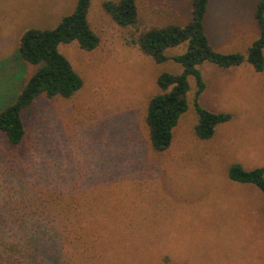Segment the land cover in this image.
Segmentation results:
<instances>
[{"label": "rangeland", "instance_id": "1", "mask_svg": "<svg viewBox=\"0 0 264 264\" xmlns=\"http://www.w3.org/2000/svg\"><path fill=\"white\" fill-rule=\"evenodd\" d=\"M105 1L118 0H92L89 8L95 49L58 46L82 87L70 98L39 96L22 114L20 146L0 132V231H16L22 264H264V194L228 176L233 164L264 169V69L199 64L204 89L196 98L188 78V109L170 146L155 152L146 108L160 74H181L172 57L187 44L155 63L105 13ZM259 2L208 0L203 25L213 50L247 55L259 36ZM75 4L0 0V110L33 72L19 55L22 34L56 27ZM137 7L140 31L191 21L190 0H137ZM195 103L231 117L208 140L194 135Z\"/></svg>", "mask_w": 264, "mask_h": 264}, {"label": "trees", "instance_id": "2", "mask_svg": "<svg viewBox=\"0 0 264 264\" xmlns=\"http://www.w3.org/2000/svg\"><path fill=\"white\" fill-rule=\"evenodd\" d=\"M92 0H77L73 12L64 17L56 27L47 30H26L19 41V55L22 61L33 68L18 95L0 110V132L12 147L20 146L26 136L22 114L41 95L47 98H70L83 85L82 78L75 72L69 61L59 53L60 44L75 43L81 50L92 51L99 39L92 31L88 13ZM192 4L191 21L184 26H152L140 31L138 28L137 0L105 1L102 6L111 20L124 30H131L132 42L140 52L155 63H165L169 57L166 51L183 43L186 51L172 59L181 65L178 75L162 73L156 84L159 93L149 101L145 123L151 148L161 152L168 148L173 137V129L179 117L188 109L186 96L189 91L188 78L196 83V98L204 89V82L197 66L210 62L222 69L249 63L256 72L264 69V4L259 2L254 18L259 30L258 38L247 50V55L238 53L222 54L211 47L206 36L203 19L208 0H190ZM197 122L194 135L199 140L210 139L218 124L230 120L228 114H214L201 109L195 103ZM232 181L252 184L264 194V169L246 170L233 164L228 171ZM0 220V228L5 227ZM19 228L20 225H14ZM16 231L11 227L0 231V264L6 262L4 256L11 257L9 264H22L16 247ZM16 238V239H15Z\"/></svg>", "mask_w": 264, "mask_h": 264}, {"label": "crops", "instance_id": "3", "mask_svg": "<svg viewBox=\"0 0 264 264\" xmlns=\"http://www.w3.org/2000/svg\"><path fill=\"white\" fill-rule=\"evenodd\" d=\"M76 2H77V0H76Z\"/></svg>", "mask_w": 264, "mask_h": 264}]
</instances>
